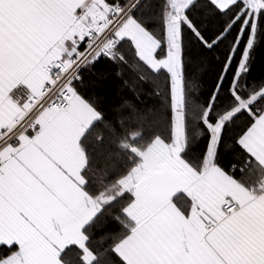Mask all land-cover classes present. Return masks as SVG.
I'll return each mask as SVG.
<instances>
[{
	"label": "snow or ice",
	"instance_id": "1",
	"mask_svg": "<svg viewBox=\"0 0 264 264\" xmlns=\"http://www.w3.org/2000/svg\"><path fill=\"white\" fill-rule=\"evenodd\" d=\"M262 45L264 0H0V264H264Z\"/></svg>",
	"mask_w": 264,
	"mask_h": 264
},
{
	"label": "trees",
	"instance_id": "2",
	"mask_svg": "<svg viewBox=\"0 0 264 264\" xmlns=\"http://www.w3.org/2000/svg\"><path fill=\"white\" fill-rule=\"evenodd\" d=\"M218 21L207 18L204 20V27L208 29L209 31L213 30ZM188 55L194 58L199 59L200 58V53L197 49H188ZM215 54H213V57L209 59V62L207 64V72L203 77L202 81V88L201 92L206 93L208 90V86L211 83V78L213 74V67L212 65L215 63L214 60ZM118 69L115 68V66H110L109 64L105 62H101L100 64L97 65L96 69H93V74L90 75L89 73H85L86 78H97L98 79V74L100 72H104L108 74L109 79L100 82L97 84V86L93 89L89 90V94L95 93L96 96L101 98V103L104 106L105 110L108 111L110 110L111 105L118 103L119 101V96L117 89L114 85V73ZM251 76L254 78H264V45L260 46L257 48V50L254 53V58H253V63H252V71H251ZM200 99H203V96L200 97ZM198 146H194V154L195 152H198ZM231 157L225 155L223 158V162L226 164L228 159ZM108 225H104V227H107Z\"/></svg>",
	"mask_w": 264,
	"mask_h": 264
}]
</instances>
